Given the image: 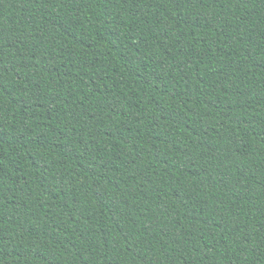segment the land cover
Instances as JSON below:
<instances>
[{"label":"trees","instance_id":"16d2710c","mask_svg":"<svg viewBox=\"0 0 264 264\" xmlns=\"http://www.w3.org/2000/svg\"><path fill=\"white\" fill-rule=\"evenodd\" d=\"M0 264H264V0H0Z\"/></svg>","mask_w":264,"mask_h":264}]
</instances>
